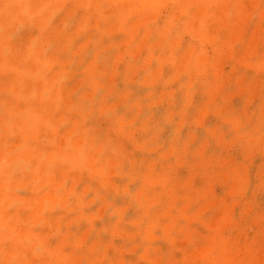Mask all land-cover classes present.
I'll return each instance as SVG.
<instances>
[{
	"label": "rangeland",
	"instance_id": "1",
	"mask_svg": "<svg viewBox=\"0 0 264 264\" xmlns=\"http://www.w3.org/2000/svg\"><path fill=\"white\" fill-rule=\"evenodd\" d=\"M0 264H264V0H0Z\"/></svg>",
	"mask_w": 264,
	"mask_h": 264
}]
</instances>
